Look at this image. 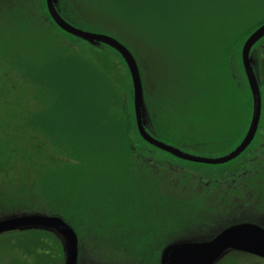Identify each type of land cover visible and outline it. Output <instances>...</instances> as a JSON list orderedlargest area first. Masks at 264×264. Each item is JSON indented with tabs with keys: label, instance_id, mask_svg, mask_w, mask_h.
Masks as SVG:
<instances>
[{
	"label": "rangeland",
	"instance_id": "374dc122",
	"mask_svg": "<svg viewBox=\"0 0 264 264\" xmlns=\"http://www.w3.org/2000/svg\"><path fill=\"white\" fill-rule=\"evenodd\" d=\"M39 2L42 3V0H33L35 11L39 8ZM69 2L70 4L68 1L65 3L68 8L70 7L74 17L78 18L77 22L71 21L75 27L112 36L126 45L132 52L143 85L144 105L147 111L146 125H152L154 122V126H162V123L157 122L158 113H152L150 107L155 110L159 102L165 103L180 98L186 100L185 106L187 108L182 106L180 112L175 113L167 109V118L172 124L171 136L175 141L162 136L156 138L184 152L204 157H218L233 149L243 137L249 119L245 112L248 111L249 113L250 110L248 108L250 91L245 83L246 78L241 64V43L235 41V38L246 35L243 32L245 26L253 21L256 24L264 18V0H243L241 3H228L222 2V0H193L191 4H185V11L188 7L187 18H196L198 24L196 31L192 32L187 29L176 32L171 30L164 37L152 35L148 36L151 40H145L143 32L137 30L135 31L137 41L128 38L126 34L128 31L126 30L130 26L124 23L126 20L122 16L108 8V5L97 0H69ZM198 6L208 8L206 16L196 17L195 11ZM189 7L195 11L189 10ZM122 15L128 16L126 13ZM121 24H125V28L120 26ZM255 24L248 27L251 28L250 31L256 28ZM65 37V42L68 41L71 45L75 44L74 41L70 40V37L66 35ZM189 38L194 40L189 43ZM231 39L234 41L230 44ZM77 43L80 44L79 41ZM253 50H255L256 70L262 78L264 77V40L262 39L258 44H255ZM115 59L120 70L117 74H126L127 71H125L123 63L119 61V58L115 57ZM0 66L3 69L7 68L9 73L12 71L8 66L5 52L1 51ZM13 72L7 74L5 79L1 78L6 81H0V191L5 193V196L11 201H15L18 206L12 209L0 207V216L14 212L31 211L45 213L55 211L57 215L63 213L75 226L80 264H152V261L157 264L155 254L148 252L153 247L152 244L155 239L149 235L150 232L165 230L168 227L165 224L167 223L165 214L167 208L164 209L165 211L158 210L163 208L166 203L159 207L155 206L154 209H151L152 205L149 204L145 211L140 212L133 208L131 210L125 209L126 194L119 186L108 184L105 188L101 182L95 181L91 188L93 191H97V198H94L93 195L87 196L83 200L84 207H77L76 209L74 201L79 198L80 194L76 181H73L71 187L61 189V192L67 191L66 196L54 192L52 197L54 201L44 196L46 192L44 193L43 189L38 190L36 180L39 177L40 166L46 163L44 158H40L37 151L41 148L37 142L42 138L32 137L31 129L25 126V122L30 111L42 107L43 98L34 96L29 82ZM121 78L123 88L120 92L124 98V104L128 107V111L133 113V128L129 133L137 147L140 139L135 124L131 78L130 82L125 76L124 78L121 76ZM182 104L184 105V101ZM187 111H199L196 121L191 119V115ZM205 114L208 115L204 120ZM24 128L29 129L30 133H27ZM230 129H235L233 134L236 133V136H231L232 131ZM260 138L262 136H259ZM259 144V141L254 140L235 159L236 164L241 163L235 172L230 173V171L221 170L224 173L220 172L219 175H215L214 180L218 178L219 184H226V186H229L234 180L236 190L237 183L241 181V177L244 175L240 176L243 171L250 169L252 165L258 167L260 165L258 163L264 166L261 160L264 149ZM136 147L134 148L137 150ZM144 147L150 151L148 152L151 156V172L154 174L160 171V165L166 164L169 168L163 169L160 174L166 172L169 175V172L175 171V179L177 182H181L185 176H189L190 166H198L174 160L170 155L159 152L153 147L147 145ZM138 151L140 150L138 149ZM252 157L254 163L249 162ZM197 173L201 174L199 171ZM194 179H190V182H193L192 187L195 189L198 185L200 188V184L197 180L193 181ZM183 184L184 182L181 183L177 192L182 193ZM58 185L60 186V183ZM163 185L164 190L168 192L171 190V184L163 182ZM73 186L75 189L72 192ZM91 188L88 190L89 192H92ZM255 188V200H252L251 210L240 209L234 212V215L230 214L225 217L218 215L219 220L212 224L211 228L213 230L220 229L235 218L251 219L260 215V218L237 221L260 222L262 220L264 223V179H258ZM143 197L147 201L148 197L145 195ZM215 201L217 200H214V203ZM77 204L81 205L80 199ZM214 206L220 208L221 205L217 203ZM71 208L83 211L74 212ZM89 214L97 217V220L104 217L103 221L113 217V220L104 223V226L113 228L112 231L117 232L115 237L118 244L125 239L123 236L124 227L130 229L124 224L127 218L134 220L135 228L141 233H147L148 236L145 239L141 236L139 239L129 241L130 243L127 240L123 241L121 246H117L105 238H99V235L93 234L92 237L88 233V229L78 221V218ZM115 220L118 221L121 229ZM126 246H131L129 247L130 250L123 248ZM132 249H135L136 252L131 251ZM0 251L4 256L11 255V253L18 255L19 252L17 246L13 247V244L5 239L0 241ZM6 252L8 253L6 254ZM233 256L236 264H264V259L249 254L232 255L226 261L221 260L217 264H229ZM37 264H42V260H39Z\"/></svg>",
	"mask_w": 264,
	"mask_h": 264
},
{
	"label": "trees",
	"instance_id": "16d2710c",
	"mask_svg": "<svg viewBox=\"0 0 264 264\" xmlns=\"http://www.w3.org/2000/svg\"><path fill=\"white\" fill-rule=\"evenodd\" d=\"M58 1L60 14L71 24L77 22L78 18L74 17L70 7L68 8L65 3L68 1L70 4L69 0ZM97 1L108 5V8L126 20L124 23L130 26L126 34L129 39L136 41L135 31L137 30L143 32L145 40H151L148 36L164 37L171 30L181 32L189 29L194 32L198 27L196 18H187L188 7L185 11V4L189 5L193 0ZM183 1L186 3H181ZM190 9L195 11L189 7ZM195 12L196 17L206 16L208 8L198 6ZM124 13L128 16H123ZM263 22L264 18L256 24L253 21L245 26L243 32L246 35L235 38V41H239L242 47L244 40L252 32L248 27L253 24L258 27ZM125 24L120 26L125 28ZM65 35L70 37L75 44L65 42ZM193 40L189 38L188 42L191 43ZM78 41L80 44L77 43ZM232 41L234 40L231 39L230 44ZM0 51L5 52L8 66L14 71L13 73L29 82L33 95L43 98L42 107L29 112L25 126L31 129L32 137L42 138L37 142L41 147H38L37 151L46 163L40 166L39 177L36 181L38 190L43 189L44 193L46 192L44 196L52 201H54L52 198L54 192L66 196L67 191L61 192V189L71 187L73 181H76L80 194L79 198L74 201V206L76 209L77 207L83 208V200L87 196L93 195L94 198L98 196L97 191L91 188L95 181L101 182L105 188L108 184H115L126 194L125 209L133 208L140 212L145 211L149 204L152 205L150 208L154 209L155 206L159 207L166 203L158 210L165 211L164 209L167 208L165 212L167 223L165 224L168 227L165 230L168 232L173 233L191 228L195 230L212 229L211 225L219 220V216L214 214L199 216L190 212V209L200 207V201L184 199L182 194L177 192L183 180L177 182L175 171L169 172V175L166 172L160 174L163 169L169 168L166 164L159 166L158 173L151 172L150 151L144 146H153L145 142L139 134L140 140L136 147L129 133L133 128V113L128 111L120 92L123 88L121 76L128 78L129 82L131 77L124 60L114 49L104 44L91 45L61 30L49 17L44 0L42 3L39 2V8L36 11L33 8V0H0ZM115 57L123 63L127 77L126 74H120L121 76L117 74L120 70ZM10 73L7 68L3 69L0 66V81H6L5 76ZM183 101L184 105H181ZM185 102L184 98L165 103L159 102L155 107L156 111L150 107L152 113H158L157 122L162 123L161 127L154 126V122L150 125L155 137L162 136L174 140L171 136L172 124L167 118V109L175 113L180 112L182 106L187 108ZM198 113L199 111L189 112L191 119L196 121ZM206 115L208 114L204 115V120ZM25 129L27 133H30L29 129ZM176 136L178 139L177 134ZM170 156L174 160H180ZM260 178L263 180L264 174ZM163 182L171 184L169 192L163 189ZM90 188L92 192L88 191ZM73 189H75L74 186L72 192ZM144 195L148 197L147 201ZM79 199L81 205L77 204ZM72 210L74 212L83 211L74 210V208ZM59 215L72 225L63 213ZM91 216L89 214L78 218V221L88 229L92 237L93 234L99 235V238L110 240L117 246H121L126 240L131 242L141 236L143 239L148 236L147 233H141L135 228L134 220L127 218L124 224L130 229L124 227L125 239L118 244L115 237L117 232L112 231L113 228L104 226V223L113 220V217L103 221L104 217L97 220V217ZM115 223L119 226L117 220ZM72 227L75 230V226L72 225ZM163 230L150 232L149 235L155 239L153 247L148 252L155 254L156 259L160 239L158 233ZM129 247L131 246L123 248L130 250ZM133 250L136 252L135 249L131 251ZM236 254L245 253L230 252L226 258L221 260L226 261L229 256ZM234 260L233 256L229 264H236ZM151 263L154 264L153 261Z\"/></svg>",
	"mask_w": 264,
	"mask_h": 264
},
{
	"label": "water",
	"instance_id": "95a60500",
	"mask_svg": "<svg viewBox=\"0 0 264 264\" xmlns=\"http://www.w3.org/2000/svg\"><path fill=\"white\" fill-rule=\"evenodd\" d=\"M58 0H45L52 21L64 32L91 45L104 44L114 49L124 60L132 83L135 124L140 137L148 144L172 156L201 164H222L240 155L252 141L260 117L261 97L257 82V70L253 63L252 47L264 36V22L244 40L240 56L244 74L252 98V114L243 139L229 152L218 157H204L184 152L155 138L147 129L143 85L135 57L118 39L75 27L63 18L57 7ZM42 228L54 233L60 240L64 264L79 263V245L75 230L60 216L48 212H14L0 216V233L17 228ZM213 236L201 240L184 239L170 242L162 248L159 264H216L230 252H240L264 259V223L236 221L213 230ZM83 263V262H82Z\"/></svg>",
	"mask_w": 264,
	"mask_h": 264
},
{
	"label": "flooded vegetation",
	"instance_id": "af4514ba",
	"mask_svg": "<svg viewBox=\"0 0 264 264\" xmlns=\"http://www.w3.org/2000/svg\"><path fill=\"white\" fill-rule=\"evenodd\" d=\"M44 3H45V0H44ZM57 7H58V3H57ZM262 39L264 40V36L261 38V40ZM261 40H259L258 42H260ZM258 42H256L255 44H258ZM255 44L253 45V47L255 46ZM253 47H252V58H253V63L256 66V58L254 56L255 50H253ZM257 79H258L257 82H258V87H259V92H260V97H261L260 117H259V121H258V125L256 128V132L254 134V137L252 141L250 142V144L245 148V150L251 145V143L254 140L259 141L260 143L259 145L262 147V149H264V77L260 78L259 73H257ZM245 83L248 86L247 80ZM249 99H250V102H249L248 108L250 110H249V113L248 111L245 112V115L248 114L249 119H248L246 129L244 131L243 137L245 136L248 130L250 120H251V114H252L251 93H250ZM146 127L148 131L154 136L153 132L150 129V125L148 126L147 124ZM230 131H232L231 136L233 137L236 136L235 135L236 133L233 134V131L235 132V129L234 130L230 129ZM259 136L260 137L262 136V138L259 139ZM243 137L239 140V142L243 139ZM166 154L171 155L169 153H166ZM261 160L264 165V153L262 154ZM180 161L187 162L190 164L195 163V162H190V161H186L182 159H180ZM249 162L254 163L253 157L251 158ZM195 164H198L199 166L189 167V170H190V172H188L189 176H185V178L183 179L184 184H183V191L181 193L184 199L200 200V204H201L200 207L198 206L197 208H192L190 209V212L194 213L195 215L197 214L199 216H201L202 214L203 215L214 214V215L228 216L230 214L234 215V212L240 209H250L251 210L252 200H255V195H254V190L256 189L255 187L258 183V179H260L261 175L264 174V166H262L261 163H258L260 164L258 165V167L252 165L250 169H246L240 174V176L243 174L244 175L241 177V181L237 183L236 190H235V182H233L234 180L231 181L229 186H226V184L220 185L218 182V178L215 180L213 178L215 175H219L221 170H224L226 172L230 171V173L235 172L239 164H241V163L236 164L235 158L228 162L222 163V164H214V165L201 164V163H195ZM198 171L201 174H198L197 173ZM221 173H224V172H221ZM191 178H195L193 181H196V180L198 181V183L200 184V188L198 185L196 186L195 189L194 187H192L191 184H193V182H190ZM221 187L223 188L220 189ZM169 194H172V193H169ZM5 195H6L5 193L0 191V207L9 208V209L17 208L18 205L15 204L16 202L11 201ZM214 200H217V201H215L214 203ZM217 203L221 205L220 208L214 206V204H217ZM52 213L57 214L54 211ZM260 216H255L253 218H260ZM251 219H236L235 218L234 220L230 222L232 223L237 220H251ZM66 222L70 225L68 221ZM262 222L263 221L261 220L260 223ZM70 226L72 227V225ZM212 229L199 228L195 230L191 228V229L179 230L173 233L168 232L167 230L160 231L158 233L160 239L158 240L159 251H158V256H157V264H159L160 251L168 243L178 242L184 239L201 240V239L209 238L213 236L214 231H212ZM4 239L7 240L9 243L13 244V247L17 246L19 252H18V255H14V253H11V255H6L9 252L8 251L5 254L6 256H4L2 255L0 251V264H37L39 260H42V264H64V259H63L64 254H63V248H62L61 242L59 238L49 230L38 228V227L36 228L34 227L17 228V229L8 230V231L0 233V241Z\"/></svg>",
	"mask_w": 264,
	"mask_h": 264
},
{
	"label": "snow or ice",
	"instance_id": "6c2138e0",
	"mask_svg": "<svg viewBox=\"0 0 264 264\" xmlns=\"http://www.w3.org/2000/svg\"><path fill=\"white\" fill-rule=\"evenodd\" d=\"M222 2H228V3H241L243 0H222Z\"/></svg>",
	"mask_w": 264,
	"mask_h": 264
}]
</instances>
